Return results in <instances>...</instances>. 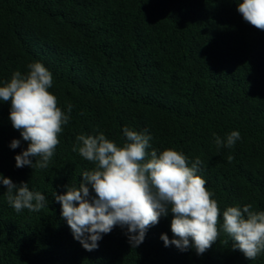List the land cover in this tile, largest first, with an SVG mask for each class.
<instances>
[{
	"label": "trees",
	"instance_id": "trees-1",
	"mask_svg": "<svg viewBox=\"0 0 264 264\" xmlns=\"http://www.w3.org/2000/svg\"><path fill=\"white\" fill-rule=\"evenodd\" d=\"M239 2L0 0V82L39 61L62 110L73 106L49 168L33 170L16 167L28 142L12 126L10 101H0V174L28 182L49 205L16 213L0 183V264H264V253L247 259L223 232L202 255L166 247L161 234L175 238L170 212L136 248L117 225L89 252L53 198L94 166L73 152L76 135L103 132L119 145L127 126L150 135L152 148L199 157L197 174L222 210L264 211V30L244 21ZM231 131L241 139L217 149L213 134ZM14 139L21 143L12 149Z\"/></svg>",
	"mask_w": 264,
	"mask_h": 264
},
{
	"label": "clouds",
	"instance_id": "clouds-1",
	"mask_svg": "<svg viewBox=\"0 0 264 264\" xmlns=\"http://www.w3.org/2000/svg\"><path fill=\"white\" fill-rule=\"evenodd\" d=\"M237 11L245 22L264 30V0H242ZM26 67L25 74L17 70L10 80L0 82V101H10L12 126L28 142L27 149L15 156L16 167L46 170L73 106L67 104V112L59 106L50 91L53 74L41 62ZM213 135L217 149H231L241 139L239 131H231L225 138ZM123 136L125 142L118 145L103 132L76 135L73 152L94 166L82 172L78 184L65 185L64 194H53L74 239L86 251L97 249L102 235L117 225L126 230L130 245L136 248L143 243L149 227L170 212L175 238L170 240L167 234H161L166 247L174 245L181 251L194 248L197 255H202L223 232L231 237L232 249H239L247 259L254 261L264 253V211L253 210L251 204L222 210L215 193L206 187V180L197 174L203 164L199 157L190 162L174 148H152L150 135L127 126ZM20 143L14 139L10 147L15 149ZM233 158L229 155L228 162ZM0 183L6 188L8 205L16 213L25 209L40 212L49 206L46 196L30 190L28 182L16 184L0 174Z\"/></svg>",
	"mask_w": 264,
	"mask_h": 264
}]
</instances>
